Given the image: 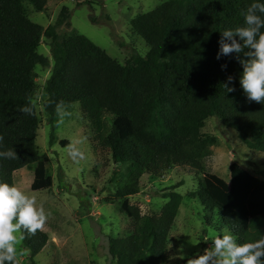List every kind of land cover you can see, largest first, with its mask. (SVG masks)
<instances>
[{
  "label": "trees",
  "instance_id": "16d2710c",
  "mask_svg": "<svg viewBox=\"0 0 264 264\" xmlns=\"http://www.w3.org/2000/svg\"><path fill=\"white\" fill-rule=\"evenodd\" d=\"M26 2L44 11L49 0H0V151L17 152L16 159L0 160V180L15 183V173L33 165V190L54 183L48 167L51 158L37 143L41 117L34 102L36 67L51 63L39 52L47 36L53 67L44 109L52 126V144L60 119L57 106L78 102L103 158L108 151L115 163L128 166V178L115 193L117 200L138 194L143 175L161 178L182 167L197 181L198 189L190 195L203 204L208 226L215 223L217 230L233 232L239 242L264 237V167L255 174L233 162L226 180L205 170L200 159L219 144L216 135L204 130L214 116L235 129L250 148L264 151V103L247 99L240 86L243 65L236 53L217 59L221 31L243 26V13L252 0H164L131 19L132 31L145 39L149 51L146 56L132 54L125 63L75 29L60 35L55 25L45 28L34 22ZM69 12L62 8L58 24L70 17ZM226 84L234 91L228 92ZM25 105L32 107L31 114L21 111ZM111 116L126 120L130 131L123 134L116 123L107 126ZM183 183L163 193L167 202L157 214L144 213L137 204L118 208L128 221L123 233L109 236L108 252L117 264L165 262L184 199L176 189ZM22 231L23 245L35 264V256L49 244V234Z\"/></svg>",
  "mask_w": 264,
  "mask_h": 264
},
{
  "label": "rangeland",
  "instance_id": "374dc122",
  "mask_svg": "<svg viewBox=\"0 0 264 264\" xmlns=\"http://www.w3.org/2000/svg\"><path fill=\"white\" fill-rule=\"evenodd\" d=\"M162 1L49 0L44 11L36 10L30 2H26L25 7L34 22L45 28L55 25L60 35L75 29L125 63L132 54L146 56L149 51L145 39L132 31L131 19L152 10ZM63 7H68L70 17L58 24ZM50 43L51 38L44 36L39 46V52L48 56L51 63L48 67H36L38 90L34 102L41 117L37 143L40 151L51 158L48 167L54 183L51 188L33 190V165L18 170L14 177L15 184L36 194L37 202L49 213L43 230L49 234L50 241L35 256V264H117L108 252L109 236L123 233L128 221L127 214L118 208L126 210L130 204H137L144 213L157 214L167 202L163 193L180 182L184 183L176 191L184 199L163 264H188L190 259L203 254L210 247L211 239L225 230H217L215 223L206 224L208 213L200 199L190 195L198 186L187 169L176 167L154 179L145 174L138 194L117 200L115 193L128 178V166L115 163L108 151L103 158L98 138L91 124L83 118L78 102L62 107L70 115L57 126L56 142H50L52 126L44 109L45 88L53 67ZM113 123L120 125L123 134L130 131L126 120L106 118L107 126ZM204 130L219 138L211 154L200 157L205 170L229 180V167L233 162L255 174L264 167V151L250 148L235 129L223 125L216 116L207 120ZM72 146L83 151L85 159L74 162L68 155ZM20 234L23 236L22 229ZM30 257L31 252L22 239L17 246V258L22 264H33Z\"/></svg>",
  "mask_w": 264,
  "mask_h": 264
},
{
  "label": "clouds",
  "instance_id": "9594fccd",
  "mask_svg": "<svg viewBox=\"0 0 264 264\" xmlns=\"http://www.w3.org/2000/svg\"><path fill=\"white\" fill-rule=\"evenodd\" d=\"M244 24L221 31L217 59L221 56L237 54L243 65L240 86L249 101L264 103V0H252L243 13ZM247 49V51H245ZM243 53L247 59H241ZM226 67V65H225ZM228 80H233L232 76ZM228 92L234 87L225 85ZM31 114L30 105L21 108ZM58 123H62L70 113L57 106ZM3 137H0V141ZM68 155L79 163L85 154L72 146ZM17 152L13 149L0 151V160H13ZM49 213L43 204L37 202L34 193H28L15 183L0 180V264H18L17 246L23 239L21 229L35 234L43 230ZM264 264V237L252 242H239L237 236L228 230L211 239V245L203 254H198L188 264Z\"/></svg>",
  "mask_w": 264,
  "mask_h": 264
}]
</instances>
